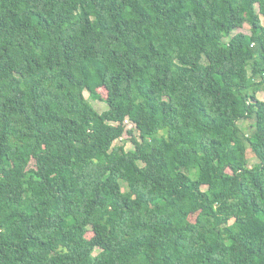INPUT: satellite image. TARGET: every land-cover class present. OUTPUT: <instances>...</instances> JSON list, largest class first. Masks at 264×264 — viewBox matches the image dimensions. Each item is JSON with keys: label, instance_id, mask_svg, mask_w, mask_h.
Here are the masks:
<instances>
[{"label": "trees", "instance_id": "obj_1", "mask_svg": "<svg viewBox=\"0 0 264 264\" xmlns=\"http://www.w3.org/2000/svg\"><path fill=\"white\" fill-rule=\"evenodd\" d=\"M263 18L0 0V264H264Z\"/></svg>", "mask_w": 264, "mask_h": 264}, {"label": "rangeland", "instance_id": "obj_2", "mask_svg": "<svg viewBox=\"0 0 264 264\" xmlns=\"http://www.w3.org/2000/svg\"><path fill=\"white\" fill-rule=\"evenodd\" d=\"M259 8V7H258ZM263 22H264V18H263ZM237 31H241V32H245V33H250V25L248 23H245L243 27L239 28ZM99 92L102 94V96L104 98L107 97V90L103 87L99 88ZM85 95L87 98L90 99V101L94 104V106L96 107V109L98 111H104L108 108V103H106L104 100H94L89 96V92L85 91ZM258 97L262 100H264V90H261L260 92H258ZM250 120H245L241 123L242 127H244L246 130H249V126H250ZM116 144H126L128 149H131L134 147L133 143L129 140L128 135H125L122 138H119V140H117L115 142ZM248 158H249V164L253 165L255 164L258 160L255 157V155L253 154V152L251 151V149H248ZM31 164H34V161H32Z\"/></svg>", "mask_w": 264, "mask_h": 264}]
</instances>
